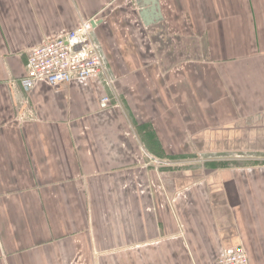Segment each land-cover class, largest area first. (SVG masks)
Wrapping results in <instances>:
<instances>
[{"label":"crops","instance_id":"obj_1","mask_svg":"<svg viewBox=\"0 0 264 264\" xmlns=\"http://www.w3.org/2000/svg\"><path fill=\"white\" fill-rule=\"evenodd\" d=\"M160 4L0 0V264H264V0ZM91 18L105 73L25 90Z\"/></svg>","mask_w":264,"mask_h":264},{"label":"built area","instance_id":"obj_2","mask_svg":"<svg viewBox=\"0 0 264 264\" xmlns=\"http://www.w3.org/2000/svg\"><path fill=\"white\" fill-rule=\"evenodd\" d=\"M95 21V18L84 19L70 31L34 47L28 58V73L21 79L25 90L30 91L39 81L59 86L104 74L103 55L93 37ZM109 104L110 97H102L101 106L107 107ZM24 105L18 115L20 121L27 116ZM155 162L162 166H176V163L167 161ZM216 264H251V261L247 250L238 246L224 249Z\"/></svg>","mask_w":264,"mask_h":264},{"label":"water","instance_id":"obj_3","mask_svg":"<svg viewBox=\"0 0 264 264\" xmlns=\"http://www.w3.org/2000/svg\"><path fill=\"white\" fill-rule=\"evenodd\" d=\"M141 7L140 16L146 26L163 19L160 0H134Z\"/></svg>","mask_w":264,"mask_h":264}]
</instances>
